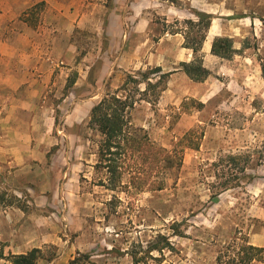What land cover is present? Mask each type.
I'll list each match as a JSON object with an SVG mask.
<instances>
[{
	"label": "rangeland",
	"instance_id": "obj_1",
	"mask_svg": "<svg viewBox=\"0 0 264 264\" xmlns=\"http://www.w3.org/2000/svg\"><path fill=\"white\" fill-rule=\"evenodd\" d=\"M131 2L82 3L87 15L73 30V40L79 46V60L86 58L78 69L87 72L88 83L94 85L105 74L97 102L119 88L129 73L156 67L174 72L181 67L179 58L193 60L191 50L182 51L186 56L180 53L184 39L162 42L165 34L155 31L149 32V48L140 57L123 55L124 35L133 21L128 17ZM193 4L179 1L182 7L213 14L218 35L212 42L229 37L237 53L223 59L210 47L211 57L203 63L210 75L201 82L202 91L192 88L190 95L188 91L160 98L156 105L141 102L131 111L134 123L156 145L182 151V166L155 173L152 179L163 184L161 190L136 187L130 172H124L123 183L112 190L109 174L95 169L99 137L87 127L88 118L68 129L58 126L47 160L32 161L23 170L30 172L34 190L21 188L17 196L4 183L0 186V231L4 220L10 234L20 228L32 231L28 243L41 250L38 264H218L219 254L226 261L222 264H232L229 257L237 264L242 245L264 248V165L259 166L256 157L247 170L252 180L245 179L241 186L222 192L217 203L211 202L231 172L228 166L215 167L218 159L254 150L264 141V0H193ZM46 8L47 3L39 2L23 18L37 27ZM148 12L152 27L162 31L163 18ZM113 42L116 47L111 48ZM77 77L78 71L72 70L70 81ZM176 86H184V81L177 79ZM75 91L89 94L92 88L85 85ZM69 107L68 102L61 105L59 124ZM27 184L24 179L22 186ZM24 236L29 240L28 233ZM250 264H264V259Z\"/></svg>",
	"mask_w": 264,
	"mask_h": 264
},
{
	"label": "crops",
	"instance_id": "obj_2",
	"mask_svg": "<svg viewBox=\"0 0 264 264\" xmlns=\"http://www.w3.org/2000/svg\"><path fill=\"white\" fill-rule=\"evenodd\" d=\"M86 1L0 0V186L4 183L17 196L21 188L28 193L34 190L30 185V172L23 170L30 167L32 161L47 160L48 147L53 142L51 136L57 129L55 118L62 109L61 105L68 102L70 107L58 126L68 129L82 124L99 98L97 95L103 86L105 74L97 78L94 85L88 83L87 72L78 69V66L85 65L86 58L79 60V46L73 40V30L79 27L87 15L81 8ZM39 2L47 3V8L42 13L43 20L33 28L23 17ZM189 2L191 7H195L193 0ZM149 10L155 11L168 23L193 18L186 6H175L162 0H133L128 13V17L133 19L132 27L124 35L123 43L127 51L123 55L140 57L149 48V32L155 31L154 34L159 35L162 32L159 27H152V21L148 18ZM116 14L113 11L111 15ZM213 23L203 47V63L211 57V42L218 35L214 33L210 37ZM162 36V42L170 37L181 42L184 39L181 34L165 33ZM113 41L116 40L113 38ZM114 47L116 42L111 44V48ZM184 50L189 52V49L180 50L186 56L182 52ZM157 55L153 54L152 57ZM183 62H187L186 59L177 60L178 65ZM72 70L78 71V77L65 93ZM173 70L168 87L161 96L162 100L188 91L190 95L192 88L203 90L205 85L192 82L181 72V67ZM177 79L183 80L184 86L177 88ZM85 85L92 88L89 94L75 91ZM67 138L68 141L71 139ZM24 179L29 184L22 186ZM3 224L5 226L0 231V264H11L7 260L9 255L25 254L35 248L34 243H28L33 239V232H25L27 228H20L10 234L6 227L7 221L4 220ZM25 233L29 234V237L26 236L29 239L27 241L24 240Z\"/></svg>",
	"mask_w": 264,
	"mask_h": 264
},
{
	"label": "trees",
	"instance_id": "obj_3",
	"mask_svg": "<svg viewBox=\"0 0 264 264\" xmlns=\"http://www.w3.org/2000/svg\"><path fill=\"white\" fill-rule=\"evenodd\" d=\"M162 1L181 6L180 0ZM188 9L192 12L193 18L183 22L174 20L173 24H169L164 19L162 33L183 35V47L192 51L193 60L183 62L180 66L192 81L201 83L210 75V71L203 64L202 48L215 16L201 10ZM182 24L184 28H179L178 26ZM211 53L223 59H231L237 50L231 38L216 37L212 42ZM171 75L172 72L164 73L161 67L136 74L129 73L119 88L104 94L91 108L87 127L99 137L95 169L109 174L108 181L111 183L112 190L123 183L124 172H130L128 173L131 175L130 179L140 189L149 185L150 190H161L163 184L152 179L155 173L182 166V151L174 153L156 145L145 130L134 123L131 115V111L141 102L156 105L166 90ZM74 83L75 80H68L65 93ZM58 125L59 118L56 116V128ZM56 149L58 146L53 150L56 151ZM255 157L257 164L263 166L264 141L254 150L230 154L218 159L214 166H228L231 172L226 182L220 184L222 187L220 192L213 193L211 202L217 203L222 192L241 186L245 179L252 180L247 170ZM132 172L134 174H131ZM233 248L232 245L227 251L232 252ZM241 251L243 254L237 264H250L256 259H264V256H257L264 253V248H257L246 243L241 246ZM40 256L41 250L34 248L25 254L9 255L7 260L11 264H38ZM223 259L224 256L219 254L218 264L226 263ZM229 259V263L232 261V264H236L235 258L229 257Z\"/></svg>",
	"mask_w": 264,
	"mask_h": 264
},
{
	"label": "bare ground",
	"instance_id": "obj_4",
	"mask_svg": "<svg viewBox=\"0 0 264 264\" xmlns=\"http://www.w3.org/2000/svg\"><path fill=\"white\" fill-rule=\"evenodd\" d=\"M215 33V26L213 25L211 28V33H210V37Z\"/></svg>",
	"mask_w": 264,
	"mask_h": 264
}]
</instances>
